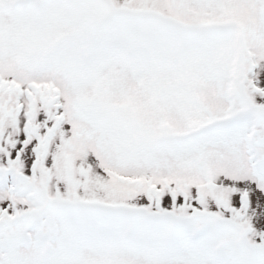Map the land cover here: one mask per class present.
I'll list each match as a JSON object with an SVG mask.
<instances>
[{
	"label": "snow or ice",
	"instance_id": "1",
	"mask_svg": "<svg viewBox=\"0 0 264 264\" xmlns=\"http://www.w3.org/2000/svg\"><path fill=\"white\" fill-rule=\"evenodd\" d=\"M0 264H264V0H0Z\"/></svg>",
	"mask_w": 264,
	"mask_h": 264
}]
</instances>
